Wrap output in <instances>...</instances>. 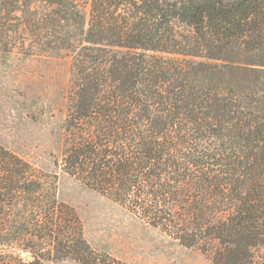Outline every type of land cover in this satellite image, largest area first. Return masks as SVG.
Segmentation results:
<instances>
[{"label": "trees", "instance_id": "obj_1", "mask_svg": "<svg viewBox=\"0 0 264 264\" xmlns=\"http://www.w3.org/2000/svg\"><path fill=\"white\" fill-rule=\"evenodd\" d=\"M14 52L72 60L63 174L214 264H264V0H0ZM58 181L0 145V264H127Z\"/></svg>", "mask_w": 264, "mask_h": 264}, {"label": "rangeland", "instance_id": "obj_2", "mask_svg": "<svg viewBox=\"0 0 264 264\" xmlns=\"http://www.w3.org/2000/svg\"><path fill=\"white\" fill-rule=\"evenodd\" d=\"M71 70L70 57L0 53V145L39 170L58 175L59 201L75 209L97 251L127 264H214L55 167L64 151Z\"/></svg>", "mask_w": 264, "mask_h": 264}, {"label": "water", "instance_id": "obj_3", "mask_svg": "<svg viewBox=\"0 0 264 264\" xmlns=\"http://www.w3.org/2000/svg\"><path fill=\"white\" fill-rule=\"evenodd\" d=\"M27 261H32L33 260V258H32V256L31 255H29V256H27Z\"/></svg>", "mask_w": 264, "mask_h": 264}]
</instances>
